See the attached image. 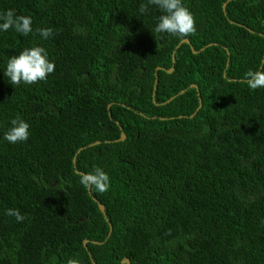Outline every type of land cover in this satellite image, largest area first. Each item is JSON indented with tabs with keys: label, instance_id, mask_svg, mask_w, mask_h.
Wrapping results in <instances>:
<instances>
[{
	"label": "trees",
	"instance_id": "obj_1",
	"mask_svg": "<svg viewBox=\"0 0 264 264\" xmlns=\"http://www.w3.org/2000/svg\"><path fill=\"white\" fill-rule=\"evenodd\" d=\"M147 3L0 0L32 19L0 31V264H264V88L245 83L264 0H182L188 37L155 32ZM33 46L55 71L12 85L7 61ZM17 116L29 138L11 144ZM96 167L107 192L80 183Z\"/></svg>",
	"mask_w": 264,
	"mask_h": 264
},
{
	"label": "clouds",
	"instance_id": "obj_2",
	"mask_svg": "<svg viewBox=\"0 0 264 264\" xmlns=\"http://www.w3.org/2000/svg\"><path fill=\"white\" fill-rule=\"evenodd\" d=\"M157 6L163 14L155 27L157 33H168L178 37H188L196 33L195 18L191 11L182 3V0H148L141 4L139 11H148V5ZM0 31L15 29L23 35L32 32L30 16L17 15L14 9H9L0 15ZM41 37L48 39L53 36L52 28H38ZM55 71V64L48 59V53L42 46H33L23 49L18 55H13L7 61L4 75L12 85L34 84L46 80L48 75ZM245 83L251 90L264 88V70H249L245 73ZM10 127L4 133V139L11 144L26 142L29 138L30 125L19 116L11 119ZM80 183L87 189H94L100 193L107 192L110 187V177L101 168L96 167L92 172L83 173ZM5 215L12 216L17 222H23L25 215L18 209L9 208ZM67 264H80L76 259H68Z\"/></svg>",
	"mask_w": 264,
	"mask_h": 264
},
{
	"label": "water",
	"instance_id": "obj_3",
	"mask_svg": "<svg viewBox=\"0 0 264 264\" xmlns=\"http://www.w3.org/2000/svg\"><path fill=\"white\" fill-rule=\"evenodd\" d=\"M225 7H226V3L224 4V8H225ZM182 42H189V40H188V39H184V40H182ZM174 60H175V54H173V61H174ZM172 70H173V69H169L168 71L171 72ZM192 86L197 87L196 84H193ZM200 105H201V104H200ZM123 139H125V134H124V133H122V134H121V137H120V140H123ZM98 142H99V141H98ZM98 142H96V143H98ZM80 151H81V149H80ZM99 207H100L101 211L104 213V215H106V213H105V205L99 203ZM87 243H88V241L85 240V241H84V244L87 245ZM124 263L131 264L129 258H124L123 261H122V264H124Z\"/></svg>",
	"mask_w": 264,
	"mask_h": 264
}]
</instances>
